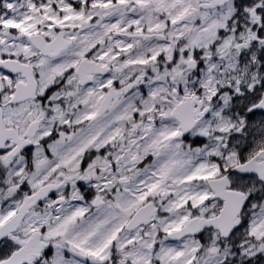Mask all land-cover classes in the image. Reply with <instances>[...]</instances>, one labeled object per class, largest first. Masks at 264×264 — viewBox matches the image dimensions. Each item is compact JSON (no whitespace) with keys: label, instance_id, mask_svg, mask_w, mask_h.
<instances>
[{"label":"snow or ice","instance_id":"1","mask_svg":"<svg viewBox=\"0 0 264 264\" xmlns=\"http://www.w3.org/2000/svg\"><path fill=\"white\" fill-rule=\"evenodd\" d=\"M0 264H264V0H0Z\"/></svg>","mask_w":264,"mask_h":264}]
</instances>
